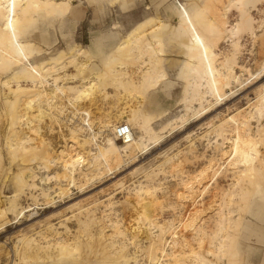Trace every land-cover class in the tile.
Here are the masks:
<instances>
[{"label":"rangeland","instance_id":"rangeland-1","mask_svg":"<svg viewBox=\"0 0 264 264\" xmlns=\"http://www.w3.org/2000/svg\"><path fill=\"white\" fill-rule=\"evenodd\" d=\"M69 1L70 12L62 18L31 10L21 28L22 40L36 44L28 58L31 63L61 49L67 56L78 57L75 49L69 51L84 49L78 58L46 72L47 81L31 105L37 111L24 106L33 88L16 102L12 92L16 82L30 85L21 75L10 78L17 65L0 66V206L16 195L18 206L23 207L17 215L9 212L3 219L0 264L19 261L15 252L23 234L34 237L36 245L21 246L20 264H153V256L164 264H264V166L251 181L244 166L228 162L221 152L223 146H230L226 140L234 134V126L238 131L244 127L242 133L248 131L258 140L264 165V115L257 114L252 100L264 82V75L256 76L264 58V0H244L248 6L232 0H192L191 5L203 8L198 17L200 31L216 40L215 52L224 55L217 58L233 57L238 73L245 68L239 83L244 91L225 105L206 113L197 110L171 124L167 121L184 111L191 96L185 89L184 38L172 28L175 7L172 12L163 9L166 0H154V9L147 7V0ZM148 15L156 22H169L168 26L160 22L158 27L154 23L141 26L135 42L119 46L126 33ZM237 23V32L223 38L221 31ZM153 65L165 76L148 89L141 82L142 71ZM121 67L127 76L120 73ZM7 78L8 84L3 82ZM90 80L91 95L75 99L76 91L67 86L86 85ZM53 84L61 86L59 92L52 91ZM129 107L144 108L142 119L130 114L133 118L124 115L121 122L130 123L135 136L151 125L159 129L157 137L142 152L131 155L109 149L103 159L96 160L99 147H110L109 138L116 146L123 145L111 123H117L121 110ZM238 108L237 118L247 121L246 127L227 121L225 134L217 137L212 124ZM36 113L44 114L38 119ZM73 152L85 161L77 166L75 182L70 183L63 165ZM58 241L66 248L60 250ZM220 242H224L222 250ZM162 249L167 256H161Z\"/></svg>","mask_w":264,"mask_h":264},{"label":"bare ground","instance_id":"bare-ground-1","mask_svg":"<svg viewBox=\"0 0 264 264\" xmlns=\"http://www.w3.org/2000/svg\"><path fill=\"white\" fill-rule=\"evenodd\" d=\"M232 1H236V2L238 1V3L244 4V6H248L247 4L245 5V3H247V2H245L244 0H232ZM247 1L249 2V0H247ZM232 3H234V2H232ZM232 3H230V4H232ZM240 6L242 8V5H240ZM174 7H175L177 12H176L175 16L173 17L174 18L173 20L175 21V25L172 28H174L173 33L175 35L184 38L183 44H184V47H185L187 54H188V58L185 61V68H186V71L188 74L186 76L187 84H186L185 89L191 91V96L188 97L189 100L186 101L184 111L181 112L179 115L169 119L167 121L169 124H171L174 121L184 120L188 115L193 114L197 110H198V114L202 113V112L206 113V111H211V110H213L212 107L225 105L232 98L237 97L238 95H241L242 91H244V90H243V88H241L242 85H240L239 83L242 80L241 75L244 72L243 69H245V68H243L239 73L237 71H235L236 69L235 70L233 69V65H236V64H235V61H233V57H231V56L227 57V58H223V57L217 58L218 54L214 50V46H216V43H214V42L216 40L214 42H212V40H210L208 38V36H206L207 33L205 35L203 32L200 31V29L198 27V17L201 16L200 10H203V8L198 9V7L197 6L195 7L194 5H188V6L183 5L178 0H174ZM70 8H71V4H70L69 0H57V1L56 0H0V66L2 67V65H6V64L9 65L10 63H15L17 66L14 69H12V74H11L10 78L15 79V77L17 75H21L20 78H22L24 81H26L27 83L30 84L29 86H23L19 83L20 80H18L16 82V87L12 89V92L15 94V99H17V101L15 99H14V101H16L17 104H18V99L22 98L23 95L26 94V93L24 94V92H26L28 89L33 88L34 94L32 96H29V97L27 96L28 97L27 100L24 101V104H25L24 106L31 108L32 113H33V111L38 110V109L37 110L34 109V106L32 107L31 105L33 104V102L36 101V99L41 94V91L39 90L40 87H42L41 84H44V82L47 81L46 80V76H47L46 72H49L48 70L53 69L58 63L64 65V64H66L65 63L66 60H70L71 58H73V59L78 58L84 49L83 48H72L69 51V52H71L73 49H75V51L77 52L76 54H78V57L75 55V53L67 56L65 54L66 52H64V50L61 49V50H58V52L56 51L57 53L50 56L48 59L47 58L42 59V60L39 59L40 62L36 63L37 62L36 61L35 63H31L28 60V58H29V55L32 54V51L35 48L36 44L32 43L29 40H27V41L22 40V38H21V36H22V29H21L22 25L27 20H29L28 19L29 17H31V15H30L31 10H33V11L36 10L39 12H45L46 13L45 15L52 17V18H54V17H58V18L61 17L62 18L63 16H65L66 14H68L70 12ZM206 8H207V6H206ZM208 8H210V7H208ZM172 10H173V8L171 9V12H172ZM202 13H203V11H202ZM204 13H206V12H204ZM249 18H250V16H249ZM244 19L248 20L247 16H245ZM244 19L242 18V20H244ZM157 22H160V24L162 23L163 26L167 25V24L163 23L162 20H160V19ZM157 22L153 16H147L144 19L140 20L135 26H133L126 33V37L121 40V42L119 43V46L123 47V46L127 45L129 42H132V41L135 42L136 37H137L136 31L141 26L154 23L158 27ZM239 24L240 23H237L236 25H233V28H225L224 31H221V35H223L222 37L224 38L225 36H228L227 33L235 34V32H237V28H238ZM164 27H166V26H164ZM209 27H211V26H209ZM216 28H217V26H216ZM214 29H215V27H214ZM210 32H211V29H210ZM214 33H216L215 36L216 35L219 37L221 36L220 34H218L219 32H214ZM150 44L152 46V43H150ZM149 46H147V47L149 48ZM153 46L155 47L154 43H153ZM219 51H221V50H219ZM220 55L224 56L222 54H220ZM220 55H218V56L221 57ZM248 60H246V61H248ZM217 61L220 62V65L216 64ZM219 62H217V63H219ZM77 64L79 66V63H77ZM241 66H243V64L239 65L238 67L240 68ZM259 66H260V68L258 69L256 76H258L261 79V77L264 75V58L261 61V63L259 64ZM156 67L153 65L150 68L142 71L141 82L144 85H147L148 89L150 86L153 87L155 84L157 85V82L159 81V79H162L165 76L164 75L165 72H161V71L157 70ZM248 68H249V66L246 69H248ZM121 69L120 70L122 72H120V73L122 75H124V74L126 75L125 68L123 69L121 67ZM247 74L251 75V72L248 71ZM64 75L65 74L59 75L58 77H56V79H59V78L63 77ZM119 76H121V75H119ZM10 78L3 80V82L8 84V80ZM120 80H121V78H120ZM54 83H55V81H54ZM151 84H154V85H151ZM53 85H54V88L52 89V91L57 90V92H59L58 90H60L61 86H59L57 84L56 85L53 84ZM67 87H69V89L71 88L70 90L73 89L74 92L76 91L77 95H75V99H76V96H77V99L78 98L81 99L83 97H85L84 99H86V97L91 95V93L94 91L92 80H90L89 84H86V85L76 86V87L68 85ZM255 90H256L255 96H253V98H252V100L255 101L254 102L255 103L254 108L256 109L257 114L259 113V115L263 116L264 115V112H263L264 111V82L259 84ZM44 95H45V92H44ZM47 98L46 99L44 98L45 99L44 102H46ZM50 99H51V97H50ZM48 100H49V98H48ZM49 101L52 103V101H54V99H52V101L51 100H49ZM195 102L197 103V106H195L196 104L193 105ZM46 103H49V102H46ZM50 106H51V104H50ZM27 107H25V108L29 109ZM40 107H41V105H40ZM54 107H55V105H54ZM36 108H38V107H36ZM41 111L42 110H39L38 112L41 113ZM25 112H27V110ZM143 113H145V110H144V108H141V107H138V108L129 107V109H125V111L121 110V113H119L118 118H116V120H115L117 123H111L112 130L115 131L116 135H117V128L120 125L125 124L128 127H130V125H129L130 123L121 122V119H122V117H124V115L130 116V117L133 116V117H135L136 120H138V119H142ZM43 114H41V116ZM240 114H241V109L238 108L234 114L224 116L223 118H221L220 121L213 123L212 128H213V130H215L217 132V134H218L217 137H219L220 133L225 132V130H226L225 123H227V121H232L234 124L237 121L240 122V120H238V118H237V116ZM39 115L37 114L38 119L41 117ZM33 118L35 119V117H33ZM144 118H145V115H144L143 119ZM125 119H127V117ZM82 120H83V125H86L88 123V122L87 123L85 122L86 120L84 118H82ZM136 120H135V122H136ZM25 122H26V120H25ZM27 122H29V121L27 120ZM133 122H134V119H133ZM13 123H15V120ZM246 123H248V122L247 121H241L240 122L241 127H243L244 125L246 127ZM208 126H210V123ZM29 127H30V124H29ZM141 127H138V128L140 129ZM92 129H93V127H92ZM141 129H142L141 133L137 136H135L132 132V137L129 140L126 139L125 141H122L123 145L121 147L116 146L114 144L113 140L109 138L107 142L110 145V147L108 148V150H104L101 147H99L97 153L94 155L95 159L96 160H98L100 158L103 159L104 154L106 153V151L108 152L109 149H112V150L116 149V152H117V150H119V151H122L125 153H130L131 155L135 151L142 152L147 147V145H149L157 137L159 129H155L151 125L150 126L147 125V127H143ZM243 130H244V127H243ZM243 130L238 131V130H236V127L234 126V130H233L234 134L233 133H232V135H231V133L228 134L231 137L226 136L227 137L226 142L229 141L231 144H230V146H223L222 145L223 151H221V152H222V155L226 156L225 159L228 162L232 161L233 165L239 164V165L244 166L245 167L244 172H247L249 175L251 174L250 176H251V178H253L251 181H253L254 180L253 175L258 173L259 169H262L264 166L263 165V159L259 156L260 150H259V146H258V140H256L255 136L253 134H250L248 131L246 133H242ZM261 130H262V128H261ZM259 131H260V129H259ZM262 131H264V130H262ZM71 132H72V130H71ZM12 133H14V131ZM17 134H18V132H17ZM263 134H264V132L262 133V135ZM12 136H14V134H12ZM17 136H19V135H17ZM94 136H96V135H94ZM219 138H221V137H219ZM17 139H20V141H23L24 138L22 139V137L19 136V138H17ZM24 141H25V139H24ZM72 143H74V142H72ZM227 144H228V142H227ZM260 144H262V142ZM220 145H221V143H220ZM70 148H72V147H70ZM69 151H70V149H69ZM76 153H74L75 155L74 154L73 155L67 154V155H69L68 159L64 162L65 165L62 164L64 166V169L68 172L69 176L71 177L72 181L70 180V183L75 180V172L77 170V166L80 163H82V161H85V160H83L82 156H80L79 154H76ZM112 153H113V151H112ZM64 154H65V152H64ZM66 158H67V156H66ZM103 161H105V160H103ZM47 164H48V162H47ZM44 166H45V164H44ZM231 167L232 166H230V169H231ZM240 174L242 175L243 173H240ZM240 174H238V175H240ZM22 175H23V173H22ZM244 175H245V173L243 174V176ZM239 177L240 176H238V178ZM20 184H21V182H20ZM26 185L30 186L32 184L28 182ZM34 186H36V185H34ZM240 194H242V193H240ZM14 196H16V195H14ZM14 196H12V197L9 196L8 197L9 199L3 204V206H0V231L4 229L3 219L6 220V214L9 212H12L14 215H17L23 208L22 206L21 207L18 206V203L16 202ZM35 242H36V240L34 237H32L31 235H28V234H23L21 236V238H19V244H18V246H16V252H15V255H17V259H19V261L12 259L10 264L11 263L12 264H20L21 246H26L29 248L32 245H36ZM55 244L57 245V247H59L60 250H63L66 248V245L63 244V242L61 243L60 241H58ZM40 246L44 247L45 245H40ZM223 246H224V242H220L218 248L220 250H222ZM35 250H37V249H35ZM52 250H53V248H52ZM172 252H174V250ZM167 255H168V253L164 249H162L161 256L164 257ZM195 255H197V254H195ZM27 256H30V255H27ZM165 258H168V257H165ZM199 258H200V256H199ZM200 260L205 261V259L203 257L200 258ZM150 261H153V264H164V263L160 262L156 256H153V258H151Z\"/></svg>","mask_w":264,"mask_h":264},{"label":"crops","instance_id":"crops-1","mask_svg":"<svg viewBox=\"0 0 264 264\" xmlns=\"http://www.w3.org/2000/svg\"><path fill=\"white\" fill-rule=\"evenodd\" d=\"M148 1V4H147V7L148 8H152V9H154V8H156L155 6H154V3H155V1L154 0H147ZM179 2H181L183 5H191L192 3H195V2H193L192 0H178ZM172 2V3H171ZM165 3H167V5H166V7H164V5H163V9L164 8H168V9H172V8H174V0H166L165 1ZM164 3V4H165ZM171 4V5H170ZM128 8H130V9H135L136 8V6H129ZM160 8V7H159ZM148 16H152V15H148ZM147 17V16H146ZM144 19V18H143ZM163 23H166V24H168L169 22H167V21H162ZM138 23V22H137ZM136 25V24H135Z\"/></svg>","mask_w":264,"mask_h":264},{"label":"built area","instance_id":"built-area-1","mask_svg":"<svg viewBox=\"0 0 264 264\" xmlns=\"http://www.w3.org/2000/svg\"><path fill=\"white\" fill-rule=\"evenodd\" d=\"M117 138L121 141L129 140L132 137V129L123 124L117 128Z\"/></svg>","mask_w":264,"mask_h":264}]
</instances>
